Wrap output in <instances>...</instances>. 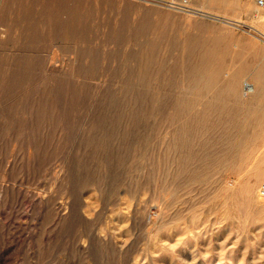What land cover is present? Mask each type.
I'll list each match as a JSON object with an SVG mask.
<instances>
[{
  "label": "rangeland",
  "instance_id": "obj_1",
  "mask_svg": "<svg viewBox=\"0 0 264 264\" xmlns=\"http://www.w3.org/2000/svg\"><path fill=\"white\" fill-rule=\"evenodd\" d=\"M168 1L0 0V264H264V10Z\"/></svg>",
  "mask_w": 264,
  "mask_h": 264
},
{
  "label": "crops",
  "instance_id": "obj_2",
  "mask_svg": "<svg viewBox=\"0 0 264 264\" xmlns=\"http://www.w3.org/2000/svg\"><path fill=\"white\" fill-rule=\"evenodd\" d=\"M199 8L234 19L247 18L256 9L254 0H201Z\"/></svg>",
  "mask_w": 264,
  "mask_h": 264
},
{
  "label": "built area",
  "instance_id": "obj_3",
  "mask_svg": "<svg viewBox=\"0 0 264 264\" xmlns=\"http://www.w3.org/2000/svg\"><path fill=\"white\" fill-rule=\"evenodd\" d=\"M190 0H178V1H168L171 7H175L180 10L189 11V12H197L196 10L189 4ZM255 7L260 10H264V0H254ZM258 193L261 197H264V181L260 182L258 185Z\"/></svg>",
  "mask_w": 264,
  "mask_h": 264
},
{
  "label": "bare ground",
  "instance_id": "obj_4",
  "mask_svg": "<svg viewBox=\"0 0 264 264\" xmlns=\"http://www.w3.org/2000/svg\"><path fill=\"white\" fill-rule=\"evenodd\" d=\"M245 86V85H244ZM249 86H250V88H251V90L253 89V87H254V85H252V84H249ZM245 89V88H244Z\"/></svg>",
  "mask_w": 264,
  "mask_h": 264
}]
</instances>
